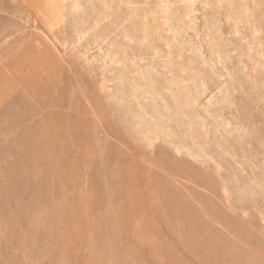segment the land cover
<instances>
[{
    "label": "rangeland",
    "instance_id": "1",
    "mask_svg": "<svg viewBox=\"0 0 264 264\" xmlns=\"http://www.w3.org/2000/svg\"><path fill=\"white\" fill-rule=\"evenodd\" d=\"M0 264H264V0H0Z\"/></svg>",
    "mask_w": 264,
    "mask_h": 264
}]
</instances>
